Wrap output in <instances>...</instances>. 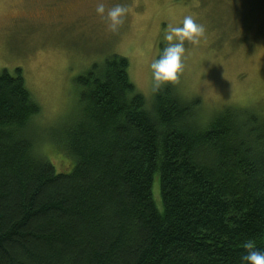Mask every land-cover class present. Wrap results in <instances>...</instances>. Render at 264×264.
Here are the masks:
<instances>
[{
    "label": "trees",
    "instance_id": "1",
    "mask_svg": "<svg viewBox=\"0 0 264 264\" xmlns=\"http://www.w3.org/2000/svg\"><path fill=\"white\" fill-rule=\"evenodd\" d=\"M75 82L64 172L37 150L21 67L0 72V264H240L245 240L264 248V114L203 122L170 83L149 104L117 53Z\"/></svg>",
    "mask_w": 264,
    "mask_h": 264
},
{
    "label": "rangeland",
    "instance_id": "2",
    "mask_svg": "<svg viewBox=\"0 0 264 264\" xmlns=\"http://www.w3.org/2000/svg\"><path fill=\"white\" fill-rule=\"evenodd\" d=\"M103 2L106 9L128 6L118 31L108 30L96 13L97 0H0V72L15 74L21 67L41 107L31 128L37 150L57 171L74 166L64 163L66 152L56 139L79 113L75 78L113 53L123 55L131 81L151 104L156 90L149 65L166 43L167 24L181 25L187 15L205 31L198 44L185 42L183 70L170 84L186 100L200 99L196 114L203 122L227 107L264 114V0ZM152 189L162 211L158 174Z\"/></svg>",
    "mask_w": 264,
    "mask_h": 264
},
{
    "label": "clouds",
    "instance_id": "3",
    "mask_svg": "<svg viewBox=\"0 0 264 264\" xmlns=\"http://www.w3.org/2000/svg\"><path fill=\"white\" fill-rule=\"evenodd\" d=\"M95 11L106 21L107 29L115 32L124 23L129 8L123 3H116L106 9L103 0H97ZM204 31L203 24L197 23L191 15L184 16L181 25L167 24L162 37L166 43L158 58H154L149 65L155 90L158 91L178 80L183 70L185 42L191 45L198 44ZM243 248L240 264H264V248L257 247L255 240H245Z\"/></svg>",
    "mask_w": 264,
    "mask_h": 264
}]
</instances>
